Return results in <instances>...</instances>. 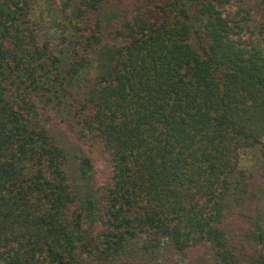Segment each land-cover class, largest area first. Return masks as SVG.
I'll list each match as a JSON object with an SVG mask.
<instances>
[{"label": "trees", "instance_id": "1", "mask_svg": "<svg viewBox=\"0 0 264 264\" xmlns=\"http://www.w3.org/2000/svg\"><path fill=\"white\" fill-rule=\"evenodd\" d=\"M50 1L0 0V264H264V0Z\"/></svg>", "mask_w": 264, "mask_h": 264}, {"label": "rangeland", "instance_id": "2", "mask_svg": "<svg viewBox=\"0 0 264 264\" xmlns=\"http://www.w3.org/2000/svg\"><path fill=\"white\" fill-rule=\"evenodd\" d=\"M123 0H119L118 3H113L114 7L122 6ZM35 16L38 18L37 13V3L32 2ZM33 16V18H35ZM40 22L38 23V31L37 35L42 44H48L52 47H56L58 45V49H60V42L63 38H67V36L70 34V26L66 24V22H69V11L68 8L61 5V3L56 1H50V4L48 7H46L43 10V19H40ZM63 75H65V72L63 71ZM69 80V79H67ZM68 86L67 81L64 83L63 86H57L58 94L56 96H67L68 94L65 92V87ZM60 92V95H59ZM57 122V126L55 127V131L58 134L59 139L61 142L67 146L72 147L75 145H80L78 139V134L75 132L70 125V122L67 123H59L60 118L55 117L54 118ZM241 156L240 160V167L246 170H252L254 168V161H253V152H249ZM89 157L91 158L93 164H94V170L96 171L97 178H100V182L102 181V174L105 172V167L107 164L106 157L103 153L96 152H90ZM75 169V163L71 164V170L74 171ZM167 257V263L164 264H204L202 261V257L200 256V253H198L196 250H192L188 253H184L181 255L169 253Z\"/></svg>", "mask_w": 264, "mask_h": 264}]
</instances>
